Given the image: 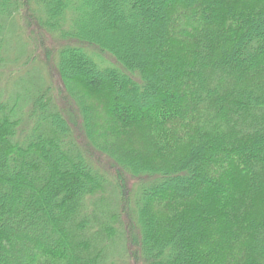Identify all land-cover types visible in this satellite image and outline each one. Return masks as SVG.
Wrapping results in <instances>:
<instances>
[{
  "label": "trees",
  "instance_id": "trees-1",
  "mask_svg": "<svg viewBox=\"0 0 264 264\" xmlns=\"http://www.w3.org/2000/svg\"><path fill=\"white\" fill-rule=\"evenodd\" d=\"M23 35L0 264H264V0H0V82Z\"/></svg>",
  "mask_w": 264,
  "mask_h": 264
},
{
  "label": "rangeland",
  "instance_id": "rangeland-1",
  "mask_svg": "<svg viewBox=\"0 0 264 264\" xmlns=\"http://www.w3.org/2000/svg\"><path fill=\"white\" fill-rule=\"evenodd\" d=\"M32 31V30H30ZM29 35L31 38L32 36L30 35L29 32L26 33ZM31 38H29L26 35H23L21 39V42L25 44L26 46V53L25 55H21L18 52L14 51V49L9 50L10 53L6 58L10 60V64L7 65L5 69L1 71L3 77L1 78L0 82V87H5L10 83V88H13V85L15 84L16 80L23 76L25 77L26 72H31V73H36V74H43V76L49 81L50 76H49V69L48 67L53 68L54 64L52 61H56V52L51 49L50 45H47L46 47L51 50L50 57H51V64L48 63V67L45 65V60H43L44 55L46 54V48L43 50L42 48H37L35 46V41H33ZM14 40V39H13ZM17 40V39H16ZM48 40V38H47ZM18 42V41H17ZM47 43V42H46ZM13 48L15 47L16 41H12ZM47 44H54L52 37L49 38ZM16 49V48H15ZM53 52V53H52ZM52 54V55H51ZM48 56H46L47 58ZM52 84V83H51ZM53 88L54 91L53 93H57V88L58 85L56 82L54 83V78H53ZM64 93V92H63ZM9 93H6V96ZM57 96V95H55ZM63 100V98L60 96L59 101ZM69 103H72L71 99H68ZM76 113V109L75 112ZM112 168V167H111ZM129 261V259H127Z\"/></svg>",
  "mask_w": 264,
  "mask_h": 264
}]
</instances>
